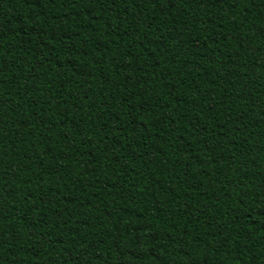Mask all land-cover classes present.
Segmentation results:
<instances>
[{"label": "trees", "instance_id": "obj_1", "mask_svg": "<svg viewBox=\"0 0 264 264\" xmlns=\"http://www.w3.org/2000/svg\"><path fill=\"white\" fill-rule=\"evenodd\" d=\"M0 264H264V0H0Z\"/></svg>", "mask_w": 264, "mask_h": 264}]
</instances>
